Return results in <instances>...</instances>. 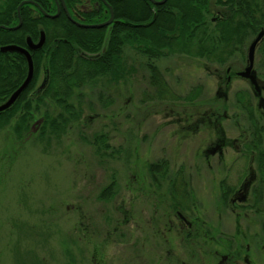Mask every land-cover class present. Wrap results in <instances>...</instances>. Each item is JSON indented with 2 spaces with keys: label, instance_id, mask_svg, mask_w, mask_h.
I'll return each instance as SVG.
<instances>
[{
  "label": "rangeland",
  "instance_id": "374dc122",
  "mask_svg": "<svg viewBox=\"0 0 264 264\" xmlns=\"http://www.w3.org/2000/svg\"><path fill=\"white\" fill-rule=\"evenodd\" d=\"M124 59L122 79L104 80L74 97L80 119L61 135L42 137L34 127L32 134L19 138L15 121L0 123V264L145 263L148 248L140 245L131 261L134 254L126 243L140 239L138 226L147 222V199L137 188H170L167 182L154 186L149 177L148 166L161 160L169 162L172 176L184 170L179 176L185 175L183 180L195 192L197 214L219 222V188L223 181L239 186L249 160L235 163L230 154L226 166L214 158L209 168L195 159L199 136H184L175 122L189 116L193 105L184 98L200 85L204 90L194 104L200 110L224 105L234 122H246L241 115L236 118L234 103L236 91L247 86L234 82L227 103L217 97L214 76H223L227 66L175 55L157 61L172 91L171 100H161L149 83L147 57L129 46ZM43 80L41 74L38 86ZM45 101L41 115L61 111L53 100ZM224 126L229 137L238 136L231 118ZM98 134H105L110 146L103 155L93 144ZM113 183L117 197L103 200L102 193ZM181 186L178 181L175 188ZM225 217L226 232L234 234L235 216ZM242 226L249 231L247 224ZM261 226H252L251 233L263 237ZM97 244L102 250L105 245L103 252L99 250L103 256L96 254Z\"/></svg>",
  "mask_w": 264,
  "mask_h": 264
},
{
  "label": "trees",
  "instance_id": "16d2710c",
  "mask_svg": "<svg viewBox=\"0 0 264 264\" xmlns=\"http://www.w3.org/2000/svg\"><path fill=\"white\" fill-rule=\"evenodd\" d=\"M22 1L4 0L0 4V26L17 21V7ZM32 1L48 14L57 12L58 2L62 13L58 18L50 19L38 9L31 10L32 6L26 5L21 8V28L16 31L0 28V47L22 45L28 36L38 41L41 31H45L47 38L44 49L33 56L35 77L32 83L13 107L0 113V123L15 121L14 131L19 138L33 133L37 117L41 119L37 120L40 124L35 127L40 128L42 137L64 133L71 123L80 119L81 112L73 102L74 97L79 98L84 89H92L104 80L119 81L123 78L125 50L129 46L139 55L147 57L144 65L150 72L149 83L155 90L156 98L171 100L169 94L172 91L157 61L175 55L222 57L237 50L245 51L258 33L256 27L264 24L261 0L260 3L242 0L236 11L229 13L230 18L218 19L215 23L209 16L212 0H168L161 6H155L150 0H106L108 5L102 0H64L72 18L76 21L84 18L83 22L88 24L106 22L111 16V8L115 22L101 29H85L75 24L65 13L62 0ZM83 6H90V12L83 13ZM34 10L36 15H33ZM258 12L259 17L256 15ZM234 25H238L239 29L233 30ZM238 39L243 40L242 43L235 42ZM237 45L241 48H236ZM261 52H264V45ZM27 71L22 56L0 51V105L21 86ZM41 74H44L46 85L40 90L38 82ZM199 96L200 90L196 88L184 100L192 103L199 100ZM46 98L53 100L61 111L57 114L45 111L41 115V106H45ZM235 99L236 104L244 105L253 126L261 127L252 108L251 95L236 94ZM78 101L80 104L81 100ZM254 135L259 138L251 137V141H256L255 163L259 171L255 188H264V134ZM107 142L105 134L95 136L93 144L97 146L98 154L109 151ZM148 172L156 187L167 182L170 188H175L180 177L181 187L188 188L184 176L170 175L166 160L150 164ZM224 186L225 183L221 188ZM107 188L117 186L113 183ZM110 196V189H106L101 198L106 200Z\"/></svg>",
  "mask_w": 264,
  "mask_h": 264
},
{
  "label": "flooded vegetation",
  "instance_id": "af4514ba",
  "mask_svg": "<svg viewBox=\"0 0 264 264\" xmlns=\"http://www.w3.org/2000/svg\"><path fill=\"white\" fill-rule=\"evenodd\" d=\"M26 1L31 3L22 5L21 8L26 5L32 6L31 10L38 9V12L44 16L48 14L32 0H24L22 2ZM256 1L260 3V0ZM22 2L17 7V21L13 22L12 25H1L6 30H18L14 28L18 26L20 20L23 21L21 8L20 13L18 10ZM241 2L242 0H212L209 8L211 21L215 23L218 19L230 18L229 13H234ZM261 2L264 9V0H261ZM3 3L4 0H1L0 4ZM88 3L90 2L88 1ZM82 8L83 13H88L91 10L90 6H83ZM33 15H36L35 10ZM256 15L259 17V12ZM80 21L83 24L90 25L83 22L84 18H80ZM9 23L11 22L9 21ZM237 26H232V29L238 30L239 27ZM256 29L258 33L249 42L245 51L237 50L222 57H185L189 60H199V62L204 63L212 61L227 66L223 76L220 74L214 75L218 88L217 97L224 99L228 103L233 83L236 81L244 83L247 89L240 88L235 94L247 93L251 95L255 117L258 118L262 126L259 128L253 126V123L248 119L249 115L244 105L240 106L234 103L236 111H238L236 118L240 117V115L241 118L245 117L246 122L242 123L240 121L234 122L233 116L230 117L228 115V109L224 105L215 106V108L211 105L208 108L205 107L204 111H202L199 106L194 105L197 100L190 103L193 105V110L189 116L183 121L177 120L175 122L180 125V132L184 136H192L194 138L199 136L195 159H201L209 168H212L211 163L214 158H217L219 164L226 166L227 157L230 154L235 156V163L236 161L249 160L245 178L240 180L241 184L236 186V188L230 187L226 181H223L227 186L219 188L220 200L217 202V212L221 213H219V222L215 224L211 223L209 218L207 219L197 214L196 205L198 203L192 188H137L147 199L143 212L148 215L146 217V226H138L141 231L140 239L126 243L134 254L131 261L137 256V248L143 246L147 247L148 250L147 253L143 254L145 263L142 262V264H153L154 261L157 262L155 264H264V188H255L259 180V171L255 163L257 157L256 141H251V137L259 140L254 133L264 134V107H259L260 100L264 99V52H261L264 45V37L257 46L253 68L256 72L260 90L257 91L249 79L240 76V73L244 72L249 66V47L259 33L264 31V24L259 25ZM28 38L34 43L39 42V40L35 41L28 36L22 45L7 44L0 47V51L3 54H18L22 56L26 61L27 70L28 63L23 55L16 52H3L2 48L18 46L28 50L33 58L37 52L44 49L47 38L44 47L40 50L31 49L28 44ZM242 41L238 39L235 42L242 43ZM238 47L240 46L237 45L236 48ZM227 53L224 52V54ZM235 64H241L240 69L238 67L235 68ZM198 89L200 94L204 90L201 85L198 86ZM230 118L238 132V136L235 138L229 137L228 131L224 126V121H228ZM180 173L185 174L183 169L177 172V174ZM108 189H110L112 199L117 197V188ZM230 213L235 216V224L237 225L234 234L226 232L225 216ZM126 214L128 215L127 212ZM126 222H128V219H126ZM243 224L249 226V231L246 232V229L242 226ZM257 225H263L261 226L263 235L261 238L260 234L251 233L252 226L257 227ZM117 229L118 226L115 230ZM94 236L97 235L95 234ZM140 245L141 247H139ZM104 247L105 245L102 250V247H98V244L94 245L96 254L100 251L103 252ZM155 251H160V254L157 255ZM164 251L166 252L165 254L163 253ZM101 252L100 254L103 256L104 254ZM94 264L99 263L95 260Z\"/></svg>",
  "mask_w": 264,
  "mask_h": 264
},
{
  "label": "water",
  "instance_id": "95a60500",
  "mask_svg": "<svg viewBox=\"0 0 264 264\" xmlns=\"http://www.w3.org/2000/svg\"><path fill=\"white\" fill-rule=\"evenodd\" d=\"M102 1L105 4H108L106 2V0H102ZM150 1L155 6H161V5H164L168 0H150ZM27 3H31V2L30 1L22 2V4L19 6V9H18L19 13H20L21 6L25 5ZM62 3H63V7H64V10H65L67 16L71 20H73L69 14V11L66 7L64 0H62ZM110 11H111L110 19L108 21L102 23V24L86 25V24L76 22L75 20H73V21H74V23L78 24V26L86 28V29H101L104 27H108L109 25H111L115 22V16H114V13H113L111 8H110ZM60 14H61V8L58 5L57 13L55 15H49V14H47V15L50 18L54 19V18L59 17ZM21 24H22V21L20 20V23L14 29L20 28ZM263 37H264V31L260 32L259 35L255 38V40L251 43L249 50H248L249 66L247 67V69L244 72L240 73V76H242L243 78L249 79L251 81L252 85L255 86V89L257 91H259L260 88H259V84L257 81L256 72L253 70V68H254L255 52H256L258 44L261 42ZM45 42H46V35L44 32H41V38H40L38 43H34L30 38H28L29 47L33 50L42 49L45 45ZM2 51L3 52H16V53L23 55L26 58L27 63H28V74H27V77L24 80V82L21 84V86L14 93H12V95L8 98V100L5 103L0 105V113L5 112L6 110L10 109L13 105H15V103L20 99L22 94L30 86V84L32 83L34 76H35L34 61H33L32 55L29 53L28 50L21 48V47H18V46H8V47L2 48ZM45 85H46V82L43 83L40 90L43 89L45 87ZM259 107L260 108L264 107V99L260 100Z\"/></svg>",
  "mask_w": 264,
  "mask_h": 264
},
{
  "label": "bare ground",
  "instance_id": "6f19581e",
  "mask_svg": "<svg viewBox=\"0 0 264 264\" xmlns=\"http://www.w3.org/2000/svg\"><path fill=\"white\" fill-rule=\"evenodd\" d=\"M49 15H53V14H49ZM45 16H47L48 18H50L48 15H45ZM57 18H58V17H57ZM50 19H53V18H50ZM54 19H55V18H54ZM22 24H23V22H22ZM22 24H21V26H22ZM0 28L6 30V28H3V26H0ZM18 29H19V28H18Z\"/></svg>",
  "mask_w": 264,
  "mask_h": 264
}]
</instances>
